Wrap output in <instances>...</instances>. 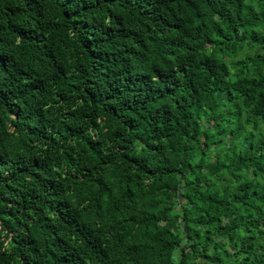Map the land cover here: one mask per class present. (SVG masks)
Returning <instances> with one entry per match:
<instances>
[{
    "label": "trees",
    "instance_id": "obj_1",
    "mask_svg": "<svg viewBox=\"0 0 264 264\" xmlns=\"http://www.w3.org/2000/svg\"><path fill=\"white\" fill-rule=\"evenodd\" d=\"M0 264H264V0H0Z\"/></svg>",
    "mask_w": 264,
    "mask_h": 264
}]
</instances>
